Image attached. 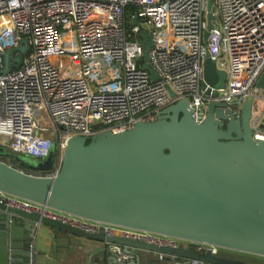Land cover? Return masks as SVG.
Here are the masks:
<instances>
[{
	"label": "built area",
	"instance_id": "obj_1",
	"mask_svg": "<svg viewBox=\"0 0 264 264\" xmlns=\"http://www.w3.org/2000/svg\"><path fill=\"white\" fill-rule=\"evenodd\" d=\"M207 2L0 0V148L44 160L57 136L51 169L28 172L52 176L70 136L89 138L104 131L117 134L137 121L154 119L181 99L188 102L192 118L200 121L210 102L242 107L248 98L258 95L255 84L264 70V0H212V27L204 41ZM142 33L145 39L139 36ZM147 40V64L157 79L144 67L142 44ZM19 46H26V52L14 51ZM9 51H13L10 70L2 73L4 54ZM206 53L217 70L225 73L221 88L204 83ZM18 55L21 62L12 61ZM260 105L252 107L253 139L264 136L260 128L264 100ZM39 111L48 117L49 127L37 116ZM0 161L20 168L6 159ZM0 203L87 233L101 232L157 247L190 245L172 237L70 216L2 192ZM102 244L118 260L130 259L121 246ZM191 244L196 251L210 249L213 255L218 251L210 245ZM158 259L167 264H210L165 254Z\"/></svg>",
	"mask_w": 264,
	"mask_h": 264
},
{
	"label": "water",
	"instance_id": "obj_2",
	"mask_svg": "<svg viewBox=\"0 0 264 264\" xmlns=\"http://www.w3.org/2000/svg\"><path fill=\"white\" fill-rule=\"evenodd\" d=\"M207 5L204 41L212 27V0ZM139 36L145 39L143 33ZM142 45L144 67L157 79L147 64L149 40ZM14 51L25 53L26 46ZM11 52L4 54L2 73L10 70ZM12 61L20 63L21 57ZM202 67L206 85L224 86V72L217 70L208 53ZM255 88L258 95L239 109L208 103L201 121L192 118L188 102L181 99L154 119L137 121L123 132L70 136L52 176L28 173L0 161L2 193L88 221L172 237L190 245L157 247L101 232L87 233L0 203V264H30L27 240L40 224L119 245L130 256L127 260L110 256L109 264H152L154 253L210 264H264L230 254L213 255L210 249L196 251L191 244L264 258V141L253 139L250 127L252 107L264 100V70ZM260 128L264 130V124ZM53 152L44 160L22 162L18 156L15 160L31 170L47 171L53 165ZM7 154L0 148V155Z\"/></svg>",
	"mask_w": 264,
	"mask_h": 264
},
{
	"label": "crops",
	"instance_id": "obj_3",
	"mask_svg": "<svg viewBox=\"0 0 264 264\" xmlns=\"http://www.w3.org/2000/svg\"><path fill=\"white\" fill-rule=\"evenodd\" d=\"M258 107L261 108L260 103L257 104ZM27 243L31 245V248L28 247L31 254L30 264H109L110 256L117 258L116 254L103 248V242L76 236L42 224L35 228L34 234L29 237ZM220 254H230L235 258L242 255V253L230 251ZM158 255L157 253L152 255V264H167L165 260L160 261Z\"/></svg>",
	"mask_w": 264,
	"mask_h": 264
},
{
	"label": "rangeland",
	"instance_id": "obj_4",
	"mask_svg": "<svg viewBox=\"0 0 264 264\" xmlns=\"http://www.w3.org/2000/svg\"><path fill=\"white\" fill-rule=\"evenodd\" d=\"M223 73V72H222ZM223 75L225 76V74L223 73ZM37 116L40 118V117H43L44 118V125L45 126H47V127H49L50 126V122H49V119H48V117L43 113V112H41V111H39L38 113H37ZM56 144H57V136H55V138H54V142H53V144H52V149L54 150L55 149V147H56ZM8 154H7V156L8 157H11L14 161H16L17 163H18V161L17 160H15V156H18V159L20 160V161H22V162H31V161H33V160H35V158H32V157H30V156H27V155H15V154H12V153H10L9 151L7 152ZM5 159H8V158H5ZM7 161H9L10 163H12V164H15L11 159H8ZM226 250H223V249H219L218 248V251H217V254H219V255H221L220 253H224ZM222 255H224V254H222ZM238 258H246V259H249V260H252V261H262V262H264V258H261V257H258V256H254V255H249V254H242V255H240Z\"/></svg>",
	"mask_w": 264,
	"mask_h": 264
},
{
	"label": "trees",
	"instance_id": "obj_5",
	"mask_svg": "<svg viewBox=\"0 0 264 264\" xmlns=\"http://www.w3.org/2000/svg\"><path fill=\"white\" fill-rule=\"evenodd\" d=\"M0 158H2V159H4V158L11 159L13 162L16 163V165H18L21 169H23L26 172H35L34 170H31V169H29V168H27V167H25L23 165H20L19 163H17L16 161H14L11 157H8L7 155H5V156L0 155Z\"/></svg>",
	"mask_w": 264,
	"mask_h": 264
},
{
	"label": "bare ground",
	"instance_id": "obj_6",
	"mask_svg": "<svg viewBox=\"0 0 264 264\" xmlns=\"http://www.w3.org/2000/svg\"><path fill=\"white\" fill-rule=\"evenodd\" d=\"M256 139L260 141H264V136L257 137Z\"/></svg>",
	"mask_w": 264,
	"mask_h": 264
},
{
	"label": "flooded vegetation",
	"instance_id": "obj_7",
	"mask_svg": "<svg viewBox=\"0 0 264 264\" xmlns=\"http://www.w3.org/2000/svg\"><path fill=\"white\" fill-rule=\"evenodd\" d=\"M30 255V263H31V254H29Z\"/></svg>",
	"mask_w": 264,
	"mask_h": 264
}]
</instances>
